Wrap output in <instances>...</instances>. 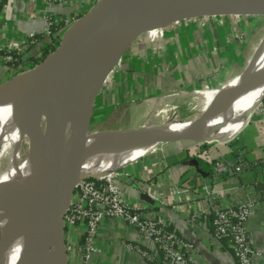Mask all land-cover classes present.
I'll list each match as a JSON object with an SVG mask.
<instances>
[{
  "label": "crops",
  "instance_id": "obj_1",
  "mask_svg": "<svg viewBox=\"0 0 264 264\" xmlns=\"http://www.w3.org/2000/svg\"><path fill=\"white\" fill-rule=\"evenodd\" d=\"M44 8L32 0H6L0 9V52L20 48L17 64L0 61V85L32 68L51 45L45 36L28 40L40 33ZM254 16L193 25L160 41L159 52L126 56L124 67L99 95L92 124L106 122L108 130L152 124L158 104L171 95H177L173 108L186 110L185 115L209 105L213 99L206 93L225 88L249 66L256 51L250 49L251 37L259 27ZM220 165L226 170L219 172ZM258 173L264 174V101L227 140L162 144L116 170L115 179L126 202L167 224L186 242L187 256L197 264H239L229 244L215 238L213 219L220 208L253 201L248 229L254 264H264V201L254 198ZM96 240L101 254L93 264H153L123 242L139 245L162 263L158 247L120 220L105 219Z\"/></svg>",
  "mask_w": 264,
  "mask_h": 264
},
{
  "label": "water",
  "instance_id": "obj_2",
  "mask_svg": "<svg viewBox=\"0 0 264 264\" xmlns=\"http://www.w3.org/2000/svg\"><path fill=\"white\" fill-rule=\"evenodd\" d=\"M185 1L97 0L87 13L64 31L59 45L42 62L0 85V94L8 85H27L29 97L40 114L37 129L43 131L38 140H35L34 134H23L29 139L30 149L23 176L28 178L27 184L34 183L35 191L32 201L21 194L34 226L31 253L21 264H68L64 219L79 185L84 180L95 177L86 173L84 165V154L92 142L114 136H121L144 147L177 141L215 142L184 135L178 129L159 136H141L138 133L144 126L138 129L89 133L99 95L137 40L148 32L169 28L182 19L212 17L205 15L183 18L181 12ZM218 1L223 6L239 10L240 15H264V0ZM172 5H175L176 12L173 18H155L159 12ZM120 14H126V17L118 28L111 47L108 41L109 26L113 18ZM258 50L253 55L252 63ZM73 63H82V82L66 69ZM246 70L228 84V94L235 93ZM260 81L264 83V79L257 80ZM61 88L67 91L73 103V117L69 128L64 127L61 119ZM224 101L225 95H222L206 107L207 112L215 104L220 113L213 128L227 116L226 109L220 111ZM263 101L264 97L261 103ZM188 123H179L178 126ZM19 150L21 153V147ZM31 172L33 181H29Z\"/></svg>",
  "mask_w": 264,
  "mask_h": 264
},
{
  "label": "bare ground",
  "instance_id": "obj_3",
  "mask_svg": "<svg viewBox=\"0 0 264 264\" xmlns=\"http://www.w3.org/2000/svg\"><path fill=\"white\" fill-rule=\"evenodd\" d=\"M226 14L240 15L241 12L229 6H223L218 0H186L181 12L183 18ZM175 15V5H172L159 12L155 18H173ZM125 17L126 14L116 15L109 26L108 41L111 47ZM262 50L263 53L260 57L258 54L244 80H240L234 94L227 93L228 85L219 91L205 94L208 95L209 100L213 99V101L225 95L220 111L226 109L227 116L216 128L213 127L220 113L214 104L203 117L184 126H178V122L176 123L171 117V120L163 124L145 125L138 134L159 136L169 133L172 129H178L184 135L211 142L226 140V136L231 131L238 132L264 97V83L257 82L264 79V46ZM66 69L77 80L83 81L82 63L69 64ZM59 106L63 125L69 128L73 117V103L67 91L62 88L59 90ZM0 112H4L0 127V164L3 156H7L10 161L5 172H2L0 167V227L2 229L0 264H21L31 253L34 227L21 194L25 199L31 200L34 197L35 188L34 183L27 184L28 178L23 176L26 167L25 162H21L19 148H22V137L25 133L34 134L35 140L39 139L41 130L37 129V123L40 114L29 97L27 85L18 83L8 85L0 94ZM155 149L156 146L144 147L121 136L98 140L89 144L86 149L85 171L95 176L109 175ZM32 176L31 172L29 181H33Z\"/></svg>",
  "mask_w": 264,
  "mask_h": 264
},
{
  "label": "built area",
  "instance_id": "obj_4",
  "mask_svg": "<svg viewBox=\"0 0 264 264\" xmlns=\"http://www.w3.org/2000/svg\"><path fill=\"white\" fill-rule=\"evenodd\" d=\"M32 1L40 2L45 7L42 15L43 26L39 34L51 39V44L55 43L56 36L62 35L97 2V0ZM37 35L30 34L28 40L36 41ZM19 52L20 48L8 49L5 55H0V61L17 64L19 59L15 55L19 56ZM40 62L42 61L33 64L32 68ZM218 170L223 172L226 166L220 165ZM236 171H241V167H236ZM115 173L116 171L109 175L86 179L77 188L64 219L68 264H93V259L101 254L96 237L105 219L120 220L138 235L152 241L162 252V263L156 262V257L143 252L139 245L123 242V246L147 256L153 264H197L187 256L186 242L175 231L166 230L167 224L159 223L150 211L130 206L126 202L122 189L116 182ZM254 206L253 201H246L236 206L220 208L213 220L215 238L228 239L239 264H254L255 253L248 229Z\"/></svg>",
  "mask_w": 264,
  "mask_h": 264
},
{
  "label": "rangeland",
  "instance_id": "obj_5",
  "mask_svg": "<svg viewBox=\"0 0 264 264\" xmlns=\"http://www.w3.org/2000/svg\"><path fill=\"white\" fill-rule=\"evenodd\" d=\"M235 16H239V15H233V14H226V15H216V16H212V17H198V18H193V19H182L180 22L174 23L171 27L169 28H164V29H157L154 30L152 32H148L147 34H145L142 38H140L139 40L136 41V43L127 51L126 56L129 57L131 55L134 54H152V53H156L159 52L157 51L158 48V43L160 41L165 40L166 38H170L174 32L178 31V30H185V29H189L191 28L193 25H198L200 23L203 22H213V21H220L221 19L223 21H225L226 19L229 21L231 19H236ZM255 18L258 19L259 22V27L257 29V31H254V35L251 37L252 38V43L250 44V49L255 51L256 49L258 50L256 57L259 54L260 55L263 53V46H264V15H257L254 16ZM232 21V20H231ZM61 36H56V38L61 40ZM54 38V40L56 39ZM57 41V40H56ZM251 42V40H250ZM263 42V43H262ZM245 43V41H244ZM253 54V53H252ZM255 57V59H256ZM255 61V60H254ZM253 61V63H254ZM124 62V61H123ZM123 62L121 64V66L118 67L117 70L122 69L123 66ZM252 62L249 64L248 69L246 70L242 81L244 80L247 71L249 70V68L252 66L253 64ZM241 75V74H240ZM176 97L177 95H171L168 97L167 100L163 101V103L158 104V108H157V115L158 117H155L152 120V124H163L167 121H169V119L171 120V117L173 118V120L176 122L181 123V124H185L188 123L192 120L201 118L205 115V110H207V106H210L211 103L213 102V100L211 101V103L207 106H205L204 108H198L196 107V110L192 113H188L187 115H185V111L184 110L181 113V110L179 108L174 109L173 107L176 106ZM257 109V108H256ZM184 113V114H183ZM3 115L4 112H0V127L2 126V120H3ZM176 122V123H177ZM44 125H45V120L43 119L42 121V128L44 129ZM109 124L105 123H94L91 125V127L89 128V133H95L98 131H102V130H108V129H104L106 127H108ZM113 130V129H110ZM117 130H126V129H117ZM43 131H40V136L41 137ZM234 135L233 131L229 132L228 135L226 136V138L228 139L231 135ZM225 138V139H226ZM23 142H22V148H21V162H25L28 155H29V139L28 137L25 135L23 136ZM226 139V140H227ZM224 140H215V142L213 143H217V142H222ZM198 144H204L203 142H198ZM158 146H156L157 148ZM9 159L8 157H2L1 158V171L5 172L6 169L9 166ZM120 169V168H119ZM118 170V169H117ZM116 171V170H115ZM2 237V229L0 227V239Z\"/></svg>",
  "mask_w": 264,
  "mask_h": 264
},
{
  "label": "trees",
  "instance_id": "obj_6",
  "mask_svg": "<svg viewBox=\"0 0 264 264\" xmlns=\"http://www.w3.org/2000/svg\"><path fill=\"white\" fill-rule=\"evenodd\" d=\"M5 1L6 0H3L2 1V3L0 4V9L1 8H3V6H4V3H5ZM40 38H43V35L42 36H40V34H38L37 35V37H36V40L37 39H40ZM57 40V41H56ZM55 43L54 44H51L46 50H45V52L43 53V56H42V58L40 59V61H43L51 52H53L55 49H56V47L59 45V42H60V37H59V39L58 38H56L55 40ZM7 53V51H4V52H0V55H5ZM20 56V55H19ZM19 56L17 55H15V57H17L18 59H19ZM14 64V63H13ZM244 164V163H243ZM245 164H247V163H245ZM244 164V165H245ZM249 167V168H253L254 170H257L253 165H251V164H248V165H246V167ZM257 172V171H256ZM257 176H258V180H257V182H256V184H255V193H254V198H255V200H261V201H264V174H261V173H258L257 174ZM214 219H215V216H214ZM213 219V220H214ZM213 227H214V225H213ZM166 230H169V231H172L171 229H170V227L169 226H166ZM213 231H214V228H213ZM221 240H223L224 242H226L227 244H229V246H230V243H229V241H228V239H221ZM232 249V248H231ZM233 251V250H232ZM160 252V251H159ZM233 253H234V251H233ZM160 254L162 255V252H160Z\"/></svg>",
  "mask_w": 264,
  "mask_h": 264
}]
</instances>
